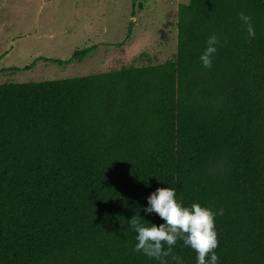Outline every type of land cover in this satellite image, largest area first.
Masks as SVG:
<instances>
[{
  "label": "trees",
  "instance_id": "1",
  "mask_svg": "<svg viewBox=\"0 0 264 264\" xmlns=\"http://www.w3.org/2000/svg\"><path fill=\"white\" fill-rule=\"evenodd\" d=\"M178 43L195 85L172 62L0 84V264H161L133 251L128 220L163 223L143 209L169 186L224 210L219 264H264V0H189ZM173 254L196 264L180 240Z\"/></svg>",
  "mask_w": 264,
  "mask_h": 264
},
{
  "label": "rangeland",
  "instance_id": "2",
  "mask_svg": "<svg viewBox=\"0 0 264 264\" xmlns=\"http://www.w3.org/2000/svg\"><path fill=\"white\" fill-rule=\"evenodd\" d=\"M189 0H0V84L126 73L133 67L200 69L178 43ZM88 49L82 59L74 53ZM198 86V84H197ZM201 88V87H200Z\"/></svg>",
  "mask_w": 264,
  "mask_h": 264
},
{
  "label": "clouds",
  "instance_id": "3",
  "mask_svg": "<svg viewBox=\"0 0 264 264\" xmlns=\"http://www.w3.org/2000/svg\"><path fill=\"white\" fill-rule=\"evenodd\" d=\"M239 20L246 28L249 40L255 38L256 31L250 15L239 13ZM222 42L217 35L212 34L206 40V47L199 56L202 66L210 69L217 47ZM170 185V184H169ZM176 187L157 188L147 197L146 214L156 213L163 223L156 225L146 221L140 215L128 220L129 229L135 233L136 243L133 251L143 253L150 259L166 264L163 257H171L172 264H183L182 258L173 254L177 241L191 248L196 253V264H219V257L215 249L218 247V233L215 217L223 215V209H213L200 203L186 206L177 199ZM150 225V226H149Z\"/></svg>",
  "mask_w": 264,
  "mask_h": 264
}]
</instances>
